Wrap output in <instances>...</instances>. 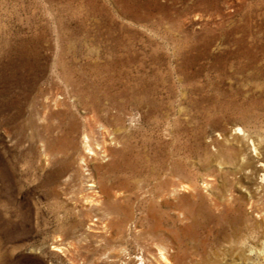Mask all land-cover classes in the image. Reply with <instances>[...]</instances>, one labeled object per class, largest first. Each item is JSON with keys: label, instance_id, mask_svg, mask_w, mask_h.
I'll return each mask as SVG.
<instances>
[{"label": "rangeland", "instance_id": "374dc122", "mask_svg": "<svg viewBox=\"0 0 264 264\" xmlns=\"http://www.w3.org/2000/svg\"><path fill=\"white\" fill-rule=\"evenodd\" d=\"M0 264H264V0H0Z\"/></svg>", "mask_w": 264, "mask_h": 264}, {"label": "bare ground", "instance_id": "6f19581e", "mask_svg": "<svg viewBox=\"0 0 264 264\" xmlns=\"http://www.w3.org/2000/svg\"><path fill=\"white\" fill-rule=\"evenodd\" d=\"M99 107V106H98Z\"/></svg>", "mask_w": 264, "mask_h": 264}]
</instances>
